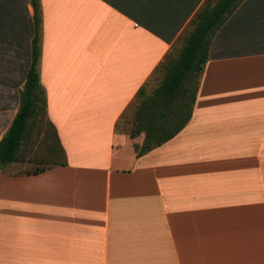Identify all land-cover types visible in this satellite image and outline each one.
Listing matches in <instances>:
<instances>
[{
    "label": "crops",
    "instance_id": "1",
    "mask_svg": "<svg viewBox=\"0 0 264 264\" xmlns=\"http://www.w3.org/2000/svg\"><path fill=\"white\" fill-rule=\"evenodd\" d=\"M207 1L39 0L38 68L66 164L0 158V264H264V0L216 32L184 127L138 154L152 124L180 119L170 101L157 119L139 113ZM34 15L31 0H0V142Z\"/></svg>",
    "mask_w": 264,
    "mask_h": 264
},
{
    "label": "trees",
    "instance_id": "2",
    "mask_svg": "<svg viewBox=\"0 0 264 264\" xmlns=\"http://www.w3.org/2000/svg\"><path fill=\"white\" fill-rule=\"evenodd\" d=\"M243 0H210L201 8L191 22L190 32L183 40L182 48L175 59H170L166 66V76L162 85L157 90L156 98L148 103L146 110L149 112L139 113V122H143L145 117L157 119L154 108H168L167 102H173L176 111H179L180 119L171 122L175 123V128L166 130L160 124H152L144 143L139 147V155L160 145L166 140L175 136L188 122L192 115V107L196 99L199 87L200 75L209 58L211 42L224 24L230 14L240 5ZM35 10V22L37 26L36 36L33 39V62L28 71L25 88L21 93L20 108L10 126L0 142L1 162H18L22 160L23 153L32 138V133L41 115L47 117V103L45 92L41 84L38 68L40 57V46L38 36L39 24V0H31ZM162 106V107H161ZM171 117L168 113H164ZM48 119V118H47ZM49 121V120H48ZM53 128L51 122L49 121ZM55 132L54 139L60 152V158L54 159L53 165L66 164L65 153ZM46 170L45 167L36 169L39 173Z\"/></svg>",
    "mask_w": 264,
    "mask_h": 264
},
{
    "label": "rangeland",
    "instance_id": "3",
    "mask_svg": "<svg viewBox=\"0 0 264 264\" xmlns=\"http://www.w3.org/2000/svg\"><path fill=\"white\" fill-rule=\"evenodd\" d=\"M210 1L214 3L216 0ZM190 29L187 33L190 32ZM182 44L179 41L176 49L171 53L172 59L177 58ZM166 70L167 69L163 70L162 73L159 74L160 77L158 81L163 78ZM54 139L56 141L54 129L51 127L47 117L41 115L32 133V138L23 154V171L31 172L43 167L47 168L53 164L54 159L60 158V152Z\"/></svg>",
    "mask_w": 264,
    "mask_h": 264
}]
</instances>
